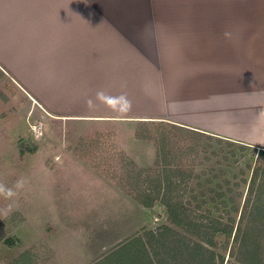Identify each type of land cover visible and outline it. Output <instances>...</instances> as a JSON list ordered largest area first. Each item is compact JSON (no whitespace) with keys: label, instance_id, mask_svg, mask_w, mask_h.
Masks as SVG:
<instances>
[{"label":"rangeland","instance_id":"obj_1","mask_svg":"<svg viewBox=\"0 0 264 264\" xmlns=\"http://www.w3.org/2000/svg\"><path fill=\"white\" fill-rule=\"evenodd\" d=\"M82 1L127 22L111 36L128 57L90 80L96 85L61 87L69 95L48 102L83 119L46 115L36 93L0 64V185L16 192L0 193V264H114L110 251L170 225L164 206L144 208L135 192V172L163 161L161 132L166 164L189 175L183 204L194 213L236 225L247 194L264 195V154L191 128L201 124L199 83L215 80L213 52L219 36L230 35L234 0ZM215 241L216 264L227 256L239 264L222 249L223 236Z\"/></svg>","mask_w":264,"mask_h":264},{"label":"crops","instance_id":"obj_2","mask_svg":"<svg viewBox=\"0 0 264 264\" xmlns=\"http://www.w3.org/2000/svg\"><path fill=\"white\" fill-rule=\"evenodd\" d=\"M123 21L86 9L82 0H0V64L36 93L33 101L46 115L83 119L48 102L69 95L61 87L96 85L90 80L126 61V45L111 36L115 27L126 32ZM232 23L213 52L215 80L199 83L201 124L191 128L264 151V0H234ZM80 66L96 72H80Z\"/></svg>","mask_w":264,"mask_h":264},{"label":"trees","instance_id":"obj_3","mask_svg":"<svg viewBox=\"0 0 264 264\" xmlns=\"http://www.w3.org/2000/svg\"><path fill=\"white\" fill-rule=\"evenodd\" d=\"M164 124L176 130L189 131L178 125ZM161 138L163 144L159 157L163 161H157L152 170L135 172L137 181L142 178L141 183L136 182L135 192L144 208H151L155 203L164 206L167 220L173 227L164 225L156 232L144 231L142 235H135L110 251L109 258L115 260L114 264H216V253L212 249L216 247V236L221 235L226 240L222 249L225 252L228 250L229 256L239 264L260 262L264 255V195L259 194L251 200L247 194L236 225L232 217L223 221L194 213L183 204L186 186L183 188L182 185L189 175L180 169L172 171L166 164L165 158L170 149L165 146L166 138L162 132ZM263 154L264 151H259L257 158ZM263 187L264 184L260 185L261 190ZM219 258L220 263L223 257Z\"/></svg>","mask_w":264,"mask_h":264},{"label":"clouds","instance_id":"obj_4","mask_svg":"<svg viewBox=\"0 0 264 264\" xmlns=\"http://www.w3.org/2000/svg\"><path fill=\"white\" fill-rule=\"evenodd\" d=\"M23 181H18L16 184V188L22 187ZM0 193H2L6 198H12L16 195V192L13 188L6 187L3 185H0Z\"/></svg>","mask_w":264,"mask_h":264},{"label":"built area","instance_id":"obj_5","mask_svg":"<svg viewBox=\"0 0 264 264\" xmlns=\"http://www.w3.org/2000/svg\"><path fill=\"white\" fill-rule=\"evenodd\" d=\"M221 264H234V263L230 262V261L228 260V256H227V259H226L224 262H222Z\"/></svg>","mask_w":264,"mask_h":264}]
</instances>
